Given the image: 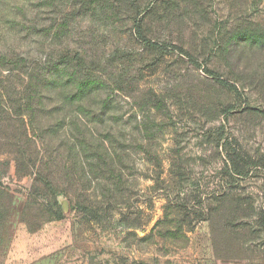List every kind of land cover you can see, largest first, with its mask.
I'll return each instance as SVG.
<instances>
[{
	"label": "rangeland",
	"instance_id": "obj_1",
	"mask_svg": "<svg viewBox=\"0 0 264 264\" xmlns=\"http://www.w3.org/2000/svg\"><path fill=\"white\" fill-rule=\"evenodd\" d=\"M0 109V264H264V0H0Z\"/></svg>",
	"mask_w": 264,
	"mask_h": 264
},
{
	"label": "trees",
	"instance_id": "obj_2",
	"mask_svg": "<svg viewBox=\"0 0 264 264\" xmlns=\"http://www.w3.org/2000/svg\"><path fill=\"white\" fill-rule=\"evenodd\" d=\"M136 28H137V33H138V35H139V38H140L141 40H143V41H146L145 38H144V37L142 36V34H141L139 24H137ZM0 111H1V109H0Z\"/></svg>",
	"mask_w": 264,
	"mask_h": 264
}]
</instances>
